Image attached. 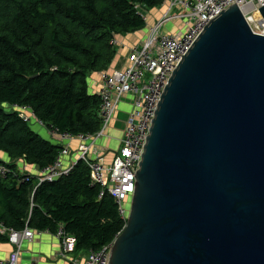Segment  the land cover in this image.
<instances>
[{
	"label": "water",
	"instance_id": "water-1",
	"mask_svg": "<svg viewBox=\"0 0 264 264\" xmlns=\"http://www.w3.org/2000/svg\"><path fill=\"white\" fill-rule=\"evenodd\" d=\"M128 208L107 264H264V36L234 2L169 79Z\"/></svg>",
	"mask_w": 264,
	"mask_h": 264
},
{
	"label": "trees",
	"instance_id": "trees-1",
	"mask_svg": "<svg viewBox=\"0 0 264 264\" xmlns=\"http://www.w3.org/2000/svg\"><path fill=\"white\" fill-rule=\"evenodd\" d=\"M164 0H0V151L13 173L0 177V229L29 227L54 235L62 227L87 257L113 243L127 219L115 199L94 182L87 162L53 182L18 170L15 162L43 170L64 150L35 132L20 108H29L51 132L72 137L102 128L101 99L90 91L93 73L106 72L119 35L147 26L143 9ZM6 105L10 108L8 111ZM104 192V195L101 194ZM0 232V243H8Z\"/></svg>",
	"mask_w": 264,
	"mask_h": 264
},
{
	"label": "built area",
	"instance_id": "built-area-1",
	"mask_svg": "<svg viewBox=\"0 0 264 264\" xmlns=\"http://www.w3.org/2000/svg\"><path fill=\"white\" fill-rule=\"evenodd\" d=\"M232 2L240 8L251 31L264 36V18L258 9L264 5V0H167V13L151 30L142 46L130 51L129 66L124 70L102 74L101 89L98 93L101 99L100 132L96 135L72 137L49 130L51 136L61 141L78 139L81 142L78 147L79 161L88 163L94 182L100 184L104 191L107 190L115 199L120 214L126 219L129 215L126 205L135 191L136 172L142 148L161 95L182 56L205 25ZM173 22L177 23L176 31L166 32V26ZM127 97L132 100V108L125 122L121 147L114 153L112 163L106 166L104 156L96 149L95 142L108 136L107 129L117 119L119 106ZM20 112L26 122L32 124L35 119L41 126H45L35 118L29 108H20ZM88 139L93 141L91 145L85 143ZM69 149L65 147L52 166L40 170L39 185L53 182L73 170L77 162L64 167V157L70 153ZM91 154L95 156L94 159L90 157ZM10 173L13 172L4 164H0V177H6ZM103 195L104 192L101 196ZM0 232L8 235L9 243L14 247L9 258L0 261V264H21L20 256L24 242L32 240L36 233H43L29 227L22 231L0 229ZM55 236L61 241L58 258L70 264H107L109 251L115 242L100 251H90L85 258H76V238L67 235L62 227Z\"/></svg>",
	"mask_w": 264,
	"mask_h": 264
},
{
	"label": "crops",
	"instance_id": "crops-1",
	"mask_svg": "<svg viewBox=\"0 0 264 264\" xmlns=\"http://www.w3.org/2000/svg\"><path fill=\"white\" fill-rule=\"evenodd\" d=\"M167 0H164V4L156 9H143L144 18L147 22V26L136 33L127 35H119L116 37L114 43L117 45V55L106 73H112L116 70H124L129 66V55L132 48L141 47L142 44L148 39L151 30L160 21L165 13L168 11ZM168 24L165 31L168 33H174L177 27H171ZM176 28V29H175ZM104 72L93 73L89 79L90 91L93 94H98L101 89V79ZM123 107H131V103L123 102ZM129 114V113H126ZM128 116V115H127ZM117 117L116 126L121 123ZM126 120L123 121L125 126ZM32 129L37 132L42 138L51 141L53 144L63 146L64 148H70V153L64 157V167H69L72 163L79 161L78 147L80 141L78 139L71 140H59L56 137L51 136L47 127L41 126L35 119L30 124ZM115 126V128H116ZM111 127V126H110ZM115 128L107 129V137H101L95 142V147L99 151L100 155L104 156V163L109 166L113 159L114 153L121 147V140L124 135V127L121 128L119 133L113 134ZM92 140L88 139L85 141L87 145L92 144ZM92 159L95 158L93 154L90 155ZM0 161L10 163L12 161L8 154L0 151ZM18 170L25 174H32L37 176L40 170L36 166L28 165L24 160L20 159L15 162ZM61 247V241L54 234L49 232H43L42 234L36 233L34 238L30 241L24 242L22 246V252L20 256L21 264H31L32 262H38L39 264H70L68 261L58 258V252ZM14 247L9 242L0 243V261H5L9 258L13 252ZM74 257L80 258L74 254Z\"/></svg>",
	"mask_w": 264,
	"mask_h": 264
},
{
	"label": "rangeland",
	"instance_id": "rangeland-1",
	"mask_svg": "<svg viewBox=\"0 0 264 264\" xmlns=\"http://www.w3.org/2000/svg\"><path fill=\"white\" fill-rule=\"evenodd\" d=\"M169 26H173V27H176L177 26V23L176 22H173L171 25H169ZM131 98L130 97H127L126 99H125V102H127V103H131ZM6 108H7V110L9 111L10 110V108L6 105ZM119 113H118V120H119V122L121 123V125H117L116 126V121L117 120H115L112 124H111V127L112 128H115V126H116V130H113V134H116V133H119V131L118 130H120L121 128H123V127H125L124 125H123V121L124 120H126L127 119V115L128 114H126V113H130L131 112V107H123V104H120V106H119ZM29 125H30V123H28ZM110 127V128H111ZM46 140V139H45ZM13 161H11V163H12ZM40 173V172H39ZM32 175V174H31ZM39 175V174H38ZM38 175L37 176H34L35 178H37V181H38ZM129 204H130V201L127 203V205L126 206H128L129 207Z\"/></svg>",
	"mask_w": 264,
	"mask_h": 264
}]
</instances>
